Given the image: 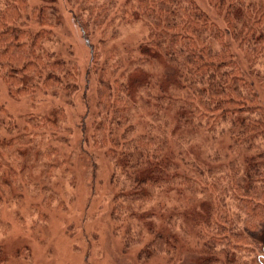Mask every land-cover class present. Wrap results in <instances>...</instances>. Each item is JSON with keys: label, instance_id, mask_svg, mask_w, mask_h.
<instances>
[{"label": "trees", "instance_id": "1", "mask_svg": "<svg viewBox=\"0 0 264 264\" xmlns=\"http://www.w3.org/2000/svg\"><path fill=\"white\" fill-rule=\"evenodd\" d=\"M207 1L221 23L197 0H71L89 72L100 73L81 146L112 164L113 230L126 248L140 245L138 264H177L185 244L197 254L192 264H254L264 241V0ZM29 8L30 0H0V85L18 99L71 98L80 72L48 46L54 14L34 9L33 31L22 26ZM116 20L144 22L147 37L126 52L127 65L112 54L108 69L93 40H115ZM160 58L173 69L167 83L132 73ZM0 115V151L12 158L20 146L31 154L48 131L41 127L60 121L30 114L20 124L1 104ZM198 132L227 147L191 156ZM168 192L183 199L162 205Z\"/></svg>", "mask_w": 264, "mask_h": 264}, {"label": "rangeland", "instance_id": "2", "mask_svg": "<svg viewBox=\"0 0 264 264\" xmlns=\"http://www.w3.org/2000/svg\"><path fill=\"white\" fill-rule=\"evenodd\" d=\"M197 1L213 19L222 22L207 0ZM42 7L51 9L57 23L55 39L48 46L60 58L74 61L80 72L79 90L68 99L59 94H44L31 101L15 98L4 84L0 85V104L20 124L24 121L21 118L30 114L35 118L47 115L56 122L60 120L56 125L46 123L41 127L48 131L43 144L35 146L31 154L22 146L19 155L13 158L8 157L9 150L0 151L3 171L0 173V264H138L140 245L126 248L122 236L113 230L112 164L101 150L81 146L84 133L80 121L88 111L89 130L94 112L95 77L100 73L89 72L91 51L71 16V0H30L22 26L38 30L40 25L32 12ZM115 27L118 32L113 41L103 42L100 34L94 36L93 41L100 47V67L110 68L107 59L112 54L115 61L122 60L127 65L126 52L147 37L144 22L124 25L116 20ZM172 71L160 58L132 73L139 77L154 76L167 83ZM59 109H64L65 115L57 118L53 113ZM0 130L7 134L4 127ZM215 142L198 132L191 156L213 147L221 150L227 147L223 141ZM44 151L50 155L47 159L40 154ZM185 196L184 200L188 199ZM182 199L183 195L176 200L175 193L168 192L161 201L162 205L171 206ZM148 206L157 209L156 203ZM260 246L259 260L254 264H264V241ZM190 247L183 246L177 264L193 263L197 254L191 244ZM254 255L247 253V260H253ZM160 263L162 259L156 258L149 264Z\"/></svg>", "mask_w": 264, "mask_h": 264}]
</instances>
